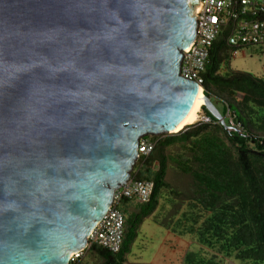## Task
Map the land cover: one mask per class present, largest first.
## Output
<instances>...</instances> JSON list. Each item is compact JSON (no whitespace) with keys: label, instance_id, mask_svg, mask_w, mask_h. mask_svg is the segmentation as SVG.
<instances>
[{"label":"water","instance_id":"obj_1","mask_svg":"<svg viewBox=\"0 0 264 264\" xmlns=\"http://www.w3.org/2000/svg\"><path fill=\"white\" fill-rule=\"evenodd\" d=\"M197 4L0 0V264H70L139 141L178 134L199 88L179 73Z\"/></svg>","mask_w":264,"mask_h":264},{"label":"trees","instance_id":"obj_2","mask_svg":"<svg viewBox=\"0 0 264 264\" xmlns=\"http://www.w3.org/2000/svg\"><path fill=\"white\" fill-rule=\"evenodd\" d=\"M225 39V31L220 32L209 51L201 76L203 95L211 101L222 100L225 124H239L240 134L226 132L201 107L208 123L195 122L176 135L148 138L154 147L147 157L138 159L131 176L153 184L151 197L144 204L134 201L133 212L120 211L124 234L118 253L96 246L88 249L102 264L126 263L143 221L154 214L164 193L177 195L173 188L181 184L189 185V199L197 209L192 224L181 221L184 232L193 233L200 246L223 258L239 264H264V80L220 72L237 52L225 46ZM176 147L179 152L166 154ZM172 170L174 182L168 177ZM132 203L122 200L119 204ZM183 264L220 263L214 256L189 251Z\"/></svg>","mask_w":264,"mask_h":264},{"label":"built area","instance_id":"obj_3","mask_svg":"<svg viewBox=\"0 0 264 264\" xmlns=\"http://www.w3.org/2000/svg\"><path fill=\"white\" fill-rule=\"evenodd\" d=\"M191 17L195 34L182 51L179 73L183 79L202 88L201 76L209 51L222 31H225V46L229 50L253 49L264 59V0H198L191 10ZM208 122V118H204V123ZM228 126L237 131L240 128L239 124L230 123ZM153 147L148 138H142L137 148V160L147 157ZM152 190L151 182L137 181L130 175L125 184L114 191L108 211L91 231L83 251L96 246L110 254L118 253L124 234V219L117 209L118 204L122 200L148 203ZM83 251L74 255L72 262L80 258Z\"/></svg>","mask_w":264,"mask_h":264},{"label":"rangeland","instance_id":"obj_4","mask_svg":"<svg viewBox=\"0 0 264 264\" xmlns=\"http://www.w3.org/2000/svg\"><path fill=\"white\" fill-rule=\"evenodd\" d=\"M227 70L245 73L264 80V59L253 49L238 50L232 54L226 64L222 65L220 72L223 74ZM213 101L221 114L222 106L219 103L222 100L214 98ZM197 118L196 122L204 123L205 116L201 108ZM152 137L147 136L145 138ZM179 150L178 147L171 148L166 154H176ZM132 173H134L133 169L130 175ZM168 177L170 181H176L174 170L169 172ZM171 186L175 185L171 183ZM173 192H176L177 195H172L169 191L164 193L154 214L143 221L130 254L126 256L125 264H182L185 253L189 251H201L206 257L214 256L220 264H239L200 246L193 233L184 232L185 229L181 227V221L192 224L194 222L192 216L197 212V209L192 207L193 204L190 202L189 185L175 186ZM117 209L118 211L126 209L133 212L135 211V202L127 205L118 204ZM198 215L201 217L200 212ZM80 258L78 262L75 261L73 264H102V260L96 254L89 252L88 249L83 251Z\"/></svg>","mask_w":264,"mask_h":264},{"label":"bare ground","instance_id":"obj_5","mask_svg":"<svg viewBox=\"0 0 264 264\" xmlns=\"http://www.w3.org/2000/svg\"><path fill=\"white\" fill-rule=\"evenodd\" d=\"M204 105V99H203V92L202 88L199 87L197 90L196 97L194 99V102L192 104V107L187 115V117L182 121V123L172 131V133H179L181 132L185 127L195 123L197 121L198 114L200 112V108Z\"/></svg>","mask_w":264,"mask_h":264},{"label":"crops","instance_id":"obj_6","mask_svg":"<svg viewBox=\"0 0 264 264\" xmlns=\"http://www.w3.org/2000/svg\"><path fill=\"white\" fill-rule=\"evenodd\" d=\"M185 254H186V253H185ZM84 255H86V254H84ZM184 256H185V255H184ZM80 259H81V258H80ZM80 259H79V260H80ZM167 259H168V258H167ZM79 260H78V261H79ZM78 261H77V262H78ZM182 261H183V260H182ZM73 262H75V261H73ZM182 264H183V263H182Z\"/></svg>","mask_w":264,"mask_h":264}]
</instances>
